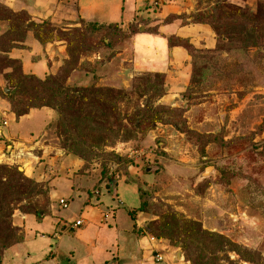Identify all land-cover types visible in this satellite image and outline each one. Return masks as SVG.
Masks as SVG:
<instances>
[{
    "label": "rangeland",
    "instance_id": "obj_1",
    "mask_svg": "<svg viewBox=\"0 0 264 264\" xmlns=\"http://www.w3.org/2000/svg\"><path fill=\"white\" fill-rule=\"evenodd\" d=\"M146 3L132 25L0 0V264L56 255L30 215L87 232L64 236L78 262L264 264V0ZM141 32L179 52L140 55Z\"/></svg>",
    "mask_w": 264,
    "mask_h": 264
},
{
    "label": "crops",
    "instance_id": "obj_2",
    "mask_svg": "<svg viewBox=\"0 0 264 264\" xmlns=\"http://www.w3.org/2000/svg\"><path fill=\"white\" fill-rule=\"evenodd\" d=\"M73 2L77 5V9H78V13H76L77 16L79 15L82 18H84L85 20L98 22L100 24H103V23L113 24V23L123 22V21H129V22H131V24L137 23L138 22L137 20L139 19V17H138L139 11H141L144 7H146V4H147L146 0H73ZM163 7L165 9H168V11H169L172 6L169 3L167 5H164ZM69 9H71V7ZM147 10H148V8H147ZM70 12H72V10ZM169 13H171V12H169ZM143 14H144V16H146V14L148 16H150V15H152V12L146 11ZM149 22H150V20L147 19L144 26H147L149 24ZM163 26L169 27L170 25L166 24ZM157 29L159 31V28H157ZM139 31H141V30H138V32ZM175 37L185 38V36H182L181 34H178ZM135 39H136V46H139V49H140V50H138V53L140 55H145L147 57L149 56L150 58H153V56H163L169 52H172V53L179 52V48H177L178 46H174L172 49L169 46V49H170L169 51H167L168 47L166 46V51H167L166 52L165 51V44L157 36V34H152V33H148V32H141V34L136 36ZM185 39H187V38H185ZM156 52H159V53H156ZM144 60H146V59L144 58ZM71 189L72 188L67 184L63 187L62 191H64L65 193L68 192L67 194H72L74 192H75V194L80 193L79 191L77 192V190H71ZM124 196H125V194L123 193V197ZM125 197H126V201H128L129 205H131V204L133 205L135 203V199L132 197V195H130L128 198H127V196H125ZM83 205L84 204L82 203L80 207H82ZM117 212H118L119 218H117V220H115L114 224L118 225L119 229H122L126 225L124 223V218L122 219V216H121L122 210L118 209ZM76 216H78V213L76 214ZM51 219L52 218H50L48 220H44V221H39L38 219L36 220L33 215H30L27 217V220H31L30 221L31 224H28V227H27V229H28L27 231L28 232L30 231V233H32L33 237L31 239L39 238L43 242L49 244V246H51L52 241H53V243L55 241H57L56 248L52 250V253H56V255L50 260V262L47 260H44L45 264H67V263H69V264H99L101 259L95 257L94 250L90 253V256L88 257L89 260H85V261L82 259L81 260L79 259V262H78L76 260V258H75L76 251L74 248L73 249L69 248V250H67L69 254H70V251L74 252L73 255H70L71 259H69L70 256H68L67 254H64V256H62L61 255L62 254L61 248L64 247L63 243H64L65 238H66V237H64L65 235L70 236L71 238H73V240L79 239V241H80L81 240L80 238H83L84 235L88 236L89 234L87 232H85L84 230H81L79 227L78 232H76L75 236L68 234V233H65L63 235H56L58 237V239H54L53 237H50V236L53 235V232H54V229L56 226V225H53V223L55 224V222H56V224H57V218H56V221H51ZM75 220H77V219H75ZM120 220L123 222L122 224H119ZM90 225L95 226L94 230L97 229V233H98L99 237H101V236L102 237H104V236L108 237L110 239V242L112 241L111 238L113 236L115 239V236L118 234V230H119L118 228H116V229L115 228H109L108 230L103 231L96 224L90 223ZM87 226L88 225H86L85 227H87ZM27 231H26V233H27ZM30 233H28V235ZM101 234H105V235H101ZM48 235H50V236H48ZM25 240H30V239L25 238ZM94 246H96V245L93 244L92 247H94ZM18 247H19V245H16V246L12 247V249L16 250ZM27 250H29L28 247L25 248V251H27ZM32 257H33V254H32ZM66 257L68 259H66ZM95 258H97V260H95ZM74 259H75V263L69 262V260H74ZM32 262H34V260H32Z\"/></svg>",
    "mask_w": 264,
    "mask_h": 264
},
{
    "label": "built area",
    "instance_id": "obj_3",
    "mask_svg": "<svg viewBox=\"0 0 264 264\" xmlns=\"http://www.w3.org/2000/svg\"><path fill=\"white\" fill-rule=\"evenodd\" d=\"M9 126V119H8V115L7 112L3 113V116H0V134H2V132L4 131L5 128H7ZM60 204L63 207H69V203L67 200H65L64 198H62L60 200ZM84 223V219H77L75 220V223L73 224L74 227L80 226ZM164 256L163 255H158V259L159 260H163Z\"/></svg>",
    "mask_w": 264,
    "mask_h": 264
},
{
    "label": "trees",
    "instance_id": "obj_4",
    "mask_svg": "<svg viewBox=\"0 0 264 264\" xmlns=\"http://www.w3.org/2000/svg\"><path fill=\"white\" fill-rule=\"evenodd\" d=\"M26 112H27V111H23V112H21V114H24V113H26ZM19 239H20V238H19ZM21 239H22V238H21ZM21 239H20V240H21Z\"/></svg>",
    "mask_w": 264,
    "mask_h": 264
}]
</instances>
